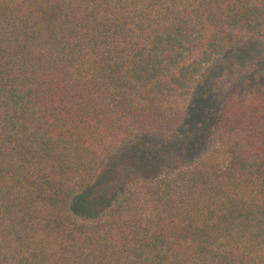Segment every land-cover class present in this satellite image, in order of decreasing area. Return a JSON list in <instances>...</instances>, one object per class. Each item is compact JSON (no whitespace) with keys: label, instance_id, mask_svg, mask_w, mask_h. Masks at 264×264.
Wrapping results in <instances>:
<instances>
[{"label":"trees","instance_id":"obj_1","mask_svg":"<svg viewBox=\"0 0 264 264\" xmlns=\"http://www.w3.org/2000/svg\"><path fill=\"white\" fill-rule=\"evenodd\" d=\"M0 264H264V0H0Z\"/></svg>","mask_w":264,"mask_h":264},{"label":"rangeland","instance_id":"obj_2","mask_svg":"<svg viewBox=\"0 0 264 264\" xmlns=\"http://www.w3.org/2000/svg\"><path fill=\"white\" fill-rule=\"evenodd\" d=\"M233 58L239 59V57H237L234 54L226 55V57L223 59L224 62H226V66H228L230 64V62H228V61L232 60ZM217 93H218L217 90L212 91V95L214 97L217 96ZM197 115H198L197 113L192 111L191 116L193 119H195V117H197ZM193 119H191V120L193 121ZM187 133H188V131L185 129V127H183V129H180V131H179L180 137L187 135ZM183 140H185V139H183ZM144 142H145L144 148H146V150L148 152H150V153L160 152L161 153L160 155L156 156V161H155L157 163V165H159V167L164 168V167L168 166L169 167L168 169L171 168L174 170H178V169L183 168L184 166L192 164L196 160V158L195 159L193 158V156H192L193 154H191V156H192L191 158L189 157V158L185 159L186 161L183 160L184 159L183 157L185 155L187 156L188 154L187 153L183 154L182 150H179L180 152H178V149L185 147V144L183 143L182 140H180V138L178 139L177 143H178V145L184 144V146L180 145L181 147L177 146V145L176 146L171 145V144H169L171 146L164 145L165 144L164 142L160 141L157 138H153V137L147 138ZM188 146H189V144L186 145V147H188ZM191 147H192V144H191Z\"/></svg>","mask_w":264,"mask_h":264}]
</instances>
